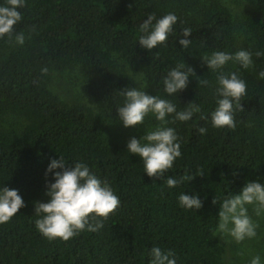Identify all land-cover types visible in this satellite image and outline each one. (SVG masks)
I'll use <instances>...</instances> for the list:
<instances>
[{"label": "trees", "instance_id": "obj_1", "mask_svg": "<svg viewBox=\"0 0 264 264\" xmlns=\"http://www.w3.org/2000/svg\"><path fill=\"white\" fill-rule=\"evenodd\" d=\"M18 10L14 33H24V45L0 38V187L18 190L26 207L0 224V264H150L153 247L171 250L177 264H225L213 199L239 194L248 181L264 184V56L255 55L264 52V0H25ZM149 13L178 17L168 40L151 51L138 44ZM183 28L192 30L188 48L179 43ZM241 49L253 52V66L229 61L222 71L246 82L244 111L234 112L235 130L215 128L217 73L202 56ZM179 64L196 76L169 95L162 80ZM201 78L210 85L199 86ZM124 88L167 99L177 111L189 102L202 109L167 125L181 156L164 179L149 177L141 158L127 152L132 137L159 122L149 114L142 125L124 127L116 109ZM60 156L107 179L120 206L98 232L49 241L35 227L34 202H47L46 184L60 169L45 173ZM186 172L195 178L166 186ZM181 193L198 194L202 208H182Z\"/></svg>", "mask_w": 264, "mask_h": 264}, {"label": "clouds", "instance_id": "obj_2", "mask_svg": "<svg viewBox=\"0 0 264 264\" xmlns=\"http://www.w3.org/2000/svg\"><path fill=\"white\" fill-rule=\"evenodd\" d=\"M25 6V0H5L0 6V38L8 37L9 43L24 45L23 32L14 33V25L22 20V14L18 10ZM178 17L174 13H168L157 19L155 13H149L138 27L142 35L139 37V46L149 51L164 44L169 34L173 32V26ZM185 38L179 43L183 48H188L191 40L187 39L192 34L190 28L182 29ZM157 58L158 52H155ZM257 57L264 56V52H256ZM211 72H216L215 95L216 108L211 113L212 125L215 128L235 130L236 121L234 112L244 111L242 98L247 94L246 82L239 78L237 73L226 74L222 71L224 66L232 61L238 63L243 69L253 66V52L238 50L234 54L225 51H216L211 56H202ZM43 72L48 69L44 68ZM259 78L264 79V71L259 72ZM196 76L195 70L190 66L179 64L167 72L163 77L164 92L169 95H177L185 90L189 84V78ZM199 86H209L208 79L197 80ZM120 95L124 98L123 106L117 107L119 121L123 126L137 127L144 123L149 114L155 116L158 126L147 131L140 139L132 137L127 144V152L138 156L143 161L144 172L152 178L164 179L165 173L173 167L175 160L181 156V145L176 131L168 127L169 123L179 120L187 122L194 114L201 113L200 105L189 102L182 111H177L176 105L167 99L150 95L140 88H124ZM173 115L169 121L167 117ZM207 119L206 115H201ZM201 134L206 129H198ZM60 169V171H55ZM54 172V182L46 184L47 202H34V214L39 217L35 220L37 230L49 241L61 239L68 241L87 230L98 232L104 227L106 221L120 206L119 197L115 194L107 179L101 180L95 175L88 165L83 162H73L71 166L64 157L52 159L45 175ZM195 176H189L187 172L180 178L168 177L165 180L168 188H175L183 181H191ZM155 182V181H154ZM179 205L185 209L199 210L203 204L199 195L190 196L181 193L178 197ZM220 205L219 223L216 231L223 239L225 235L231 236L237 243L245 239H252L257 235L258 225L249 215L248 207L253 206L256 216L264 214V184L259 181H248L239 194H230L222 202L215 197L213 204ZM26 207L19 191L7 186L0 187V224L9 222L21 208ZM150 264H177L174 253L164 251L159 247H153L149 254ZM250 264H261L260 256L251 259Z\"/></svg>", "mask_w": 264, "mask_h": 264}, {"label": "rangeland", "instance_id": "obj_3", "mask_svg": "<svg viewBox=\"0 0 264 264\" xmlns=\"http://www.w3.org/2000/svg\"><path fill=\"white\" fill-rule=\"evenodd\" d=\"M247 207L249 215L258 225L257 235L240 243H237L231 236L225 235L221 240L225 247V264H250L251 259L257 255L261 258V264H264V214L256 216L253 206Z\"/></svg>", "mask_w": 264, "mask_h": 264}]
</instances>
